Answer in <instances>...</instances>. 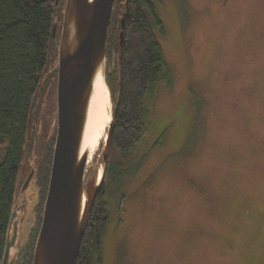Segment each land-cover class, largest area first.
<instances>
[{"label": "rangeland", "instance_id": "374dc122", "mask_svg": "<svg viewBox=\"0 0 264 264\" xmlns=\"http://www.w3.org/2000/svg\"><path fill=\"white\" fill-rule=\"evenodd\" d=\"M152 1L171 75L148 92V126L119 170L131 175L108 196L100 264H264V0ZM57 63L53 46L17 172L22 243L38 200L25 182L56 128Z\"/></svg>", "mask_w": 264, "mask_h": 264}, {"label": "trees", "instance_id": "16d2710c", "mask_svg": "<svg viewBox=\"0 0 264 264\" xmlns=\"http://www.w3.org/2000/svg\"><path fill=\"white\" fill-rule=\"evenodd\" d=\"M55 0H0V264L14 207L17 172L30 114L50 47L58 7ZM62 19V18H61ZM123 20V28L121 21ZM163 34L152 0H115L106 38L104 83L109 92L112 134L108 162L92 203L75 264H100L109 217L108 196L117 193L119 171L148 126L146 96L154 83L171 75L153 29ZM120 33L122 34L120 40ZM56 130V128H55ZM55 132L32 180L38 188L27 240L10 250L13 264H31L49 181ZM91 173L87 175L90 176ZM23 209V208H21ZM16 208L17 214L22 211ZM21 227V226H20ZM20 235V231L18 233Z\"/></svg>", "mask_w": 264, "mask_h": 264}, {"label": "water", "instance_id": "95a60500", "mask_svg": "<svg viewBox=\"0 0 264 264\" xmlns=\"http://www.w3.org/2000/svg\"><path fill=\"white\" fill-rule=\"evenodd\" d=\"M114 2L115 0H65L58 40L54 146L31 264L76 263L88 215L108 162L112 120L103 140L99 161L101 177L98 180V169L95 166L90 176L85 178L88 152H81V144L94 78L100 69L104 75L106 38ZM58 5L59 0H55L54 6ZM56 27L54 23L51 30L53 40ZM121 27L123 28V20ZM119 37L121 40V33ZM33 172L29 174L25 187L32 180ZM21 204H14L1 264H13L10 250L19 238L22 212L17 214L16 208H23Z\"/></svg>", "mask_w": 264, "mask_h": 264}, {"label": "bare ground", "instance_id": "6f19581e", "mask_svg": "<svg viewBox=\"0 0 264 264\" xmlns=\"http://www.w3.org/2000/svg\"><path fill=\"white\" fill-rule=\"evenodd\" d=\"M110 111L109 92L104 83L103 71L100 69L94 78L93 89L88 105L87 122L81 144V152H88L86 167L93 161L101 141L103 140L105 127L111 120ZM95 166H97L98 169L99 180L102 169L99 164Z\"/></svg>", "mask_w": 264, "mask_h": 264}, {"label": "flooded vegetation", "instance_id": "af4514ba", "mask_svg": "<svg viewBox=\"0 0 264 264\" xmlns=\"http://www.w3.org/2000/svg\"><path fill=\"white\" fill-rule=\"evenodd\" d=\"M22 197V196H21Z\"/></svg>", "mask_w": 264, "mask_h": 264}]
</instances>
